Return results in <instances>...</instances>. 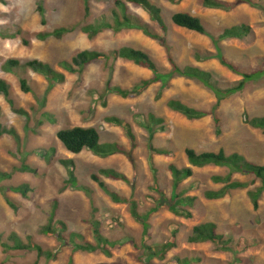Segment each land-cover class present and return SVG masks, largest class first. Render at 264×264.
<instances>
[{
	"label": "rangeland",
	"instance_id": "obj_1",
	"mask_svg": "<svg viewBox=\"0 0 264 264\" xmlns=\"http://www.w3.org/2000/svg\"><path fill=\"white\" fill-rule=\"evenodd\" d=\"M114 1L0 0V35H15L9 39L0 36V78L9 84L15 108L26 113H14L0 95V121L3 126L14 128L18 136V139L0 136V233L7 237L14 232L22 239L31 236L44 250L55 253L53 259L47 260L39 258L35 252H6L0 246V264H143L141 246L163 244L174 231L177 246L163 261L153 260L150 264H177L176 258L200 259L192 264H264V193L259 208L254 210L248 191L259 186V182L251 183V177L234 174L232 180L246 183V188L232 190L219 200H206L203 197L205 191L223 187L213 183L212 177L226 176L228 169L193 168V176L183 181L178 189L186 196L197 198L195 205L188 209L192 217H179L162 207L149 217L150 227L145 237L141 223L131 215L129 204L135 202L137 212L142 215L158 205L163 197L169 198L172 179L168 166L189 167L184 154L186 148L198 153L222 149L226 154L238 153L250 162L263 164L264 134L245 124L242 115L264 116V79L247 84L242 92L220 103L215 111L219 119L220 132L217 133L210 116L188 120L167 108L169 100H179L209 111L216 100L195 80L173 76L163 88L160 83H155L140 96L122 98L113 94L104 96L108 81L112 86L131 89L141 79L151 78L152 73L124 60L92 62L75 73H68L61 67V63L69 62L83 50L107 53L127 46L146 52L161 73L170 71V55L178 66L200 68L210 72L221 86H230L240 77L219 63L220 55L244 71L264 67V0H253L255 7L235 5L234 0H218L232 7L228 11L205 8L202 0L176 3L150 0L161 8L168 27V53L139 30L103 31L93 39L80 32L79 28L86 23L109 18ZM85 5L89 8V16L84 13ZM39 6L43 9L42 14L37 10ZM178 12L199 18L210 36L174 26L171 16ZM128 13L137 15L152 33H157L158 29L143 10L129 5ZM240 24L250 27L249 35L240 40L217 39L223 29ZM60 27L74 29L61 39L39 41L34 38L38 33ZM18 31L22 33L20 36L16 35ZM22 38L28 40V46L22 44ZM196 55L207 59L197 61ZM7 59L39 60L64 74L65 80L50 84L29 70L23 76L32 91L23 93L18 76L1 70ZM43 113L51 114L56 123L50 124ZM149 113L164 119L163 132L151 134L142 126ZM107 117L122 119L130 126L135 140L131 141L121 127L106 123ZM71 127H94L99 132L101 144L118 143L125 153L106 158L90 151L71 154L56 138L58 130ZM151 147L169 154H153ZM61 160L74 163L79 189L63 190L68 177ZM24 165L35 172L18 171ZM100 169H115L125 176L126 182L100 178L111 191L129 203H114L91 179V175H98ZM23 183L31 187L26 197L10 190ZM7 200L15 208L9 206ZM54 202L56 220L63 221L69 232L80 234L86 242H93L90 221H99L101 234L116 243L111 250L112 256L76 251L69 245L62 247L53 237L40 234L39 229L47 224ZM204 222L216 224L218 232L231 241L230 246L235 247L239 239H244L249 248L235 254L219 251L210 243H188L192 227Z\"/></svg>",
	"mask_w": 264,
	"mask_h": 264
},
{
	"label": "trees",
	"instance_id": "obj_2",
	"mask_svg": "<svg viewBox=\"0 0 264 264\" xmlns=\"http://www.w3.org/2000/svg\"><path fill=\"white\" fill-rule=\"evenodd\" d=\"M170 3H176L180 0H168ZM234 4H247L249 6H257L253 0H234ZM143 10L149 17V20L158 29L157 33H152L146 22L141 20L137 15L128 13V6ZM202 6L208 9H219L228 11L232 7L227 3L218 0H202ZM234 6V5H232ZM38 12L42 14V7L37 8ZM85 15L89 16V8L85 5ZM171 23L179 28L204 35L210 36L204 23L197 17L188 13L178 12L171 16ZM74 28L60 27L52 30L51 32L38 33L35 35L39 41H44L48 38L61 39L66 34L73 31ZM80 32L85 34L89 39L95 38L103 31H111L113 33H119L128 30H139L143 32L149 38L157 41L164 47L166 52H169V46L167 44L168 27L163 18L162 10L159 6L151 2L150 0H115L114 8L111 10L109 18H102L91 23H86L79 28ZM251 29L246 24L235 25L222 30L218 36V40H240L243 37L249 35ZM21 31H18L16 35H21ZM3 36V35H0ZM3 37L9 39L14 38L15 35ZM22 44L28 46V40L22 38ZM197 61H204L207 58L200 55L195 56ZM109 60L117 61L124 60L134 63L136 66L146 69L152 73V77L149 79H141L131 89H123L121 87L112 86L110 81L106 83L104 89V96L117 95L122 98H129L140 96L149 86L155 83H160L161 88L165 87L167 82L173 76L184 77L187 79L195 80L201 84L204 88L209 90L214 96L216 102L209 111L191 107L179 100H169L167 102V108L173 112H176L184 116L188 120H200L208 116L211 117L217 133L219 130V119L215 115V111L219 107L220 103L228 98L242 92L247 84L258 82L264 79V67L260 66L253 71H244L239 69L233 63L227 61L222 55L218 57L219 63L232 72L234 75L240 77V80L230 86H221L219 82L213 77L210 72L202 70L193 66H178L172 57L168 56V62L170 65V71L167 73H161L156 63L151 57L144 51L135 49L132 47H120L110 52H102L97 50H83L75 54L69 62L61 63V67L68 73L81 72L85 66L92 62ZM1 70L8 74H16L18 76L19 87L23 93H30L32 91L28 80L23 76L24 72L32 71L45 78L48 83H62L65 80V76L62 73L54 70L49 64L41 62L39 60H29L21 62L18 59H7L1 65ZM0 95L8 102L9 106L14 113L19 115H26L22 109L15 108L14 100L11 97V89L9 84L0 78ZM160 93L157 95V98ZM103 99L104 97L101 96ZM103 104H105L103 102ZM2 117V110L0 108V120ZM43 117L52 125L56 123L55 118L48 113H43ZM147 121L142 126L150 131L151 134L156 131L165 130V121L162 118L156 117L154 114L149 113ZM242 121L248 126L261 131L264 134V116L250 117L247 113H243ZM105 122L111 125L121 127L126 133L127 137L131 140H135V136L130 128L122 119L117 117H107ZM9 135L14 139H18L17 133L14 128H8L2 125L0 121V136ZM56 138L65 148V150L71 154H79L82 151H90L95 155L106 158L113 155L124 154V148L118 143H100V135L94 127H71L61 129L56 132ZM151 152L156 155L167 156L169 153L163 149L150 148ZM185 157L187 159L189 167L179 168L174 164L168 166V171L172 179V191L169 198L163 197L158 205H155L147 213L140 215L137 212L135 202L129 203L124 197H120L117 193L111 191V189L101 181L100 176L113 179L117 181L126 182L127 179L121 173L115 169H100L98 175H91V179L98 184V186L110 197V199L117 204H130L131 215L137 219L143 228V237L147 235L149 230V217L158 211L160 208L165 207L168 211L176 216L190 219L192 214L188 209H191L197 198L193 196H186L184 191H179L180 184L193 176V168H204L208 166L220 167L228 169L226 176H213L212 182L215 184H222L218 190H207L203 193V197L206 200H219L222 199L232 190L244 189L247 187L246 183L232 180L234 174L251 177V183L259 182L254 190L248 191V197L253 205L254 210L259 208V200L264 193V163L259 165L247 160L243 155L238 153L226 154V152L220 149L217 152H196L193 149L186 148L184 150ZM50 155L48 154L47 157ZM61 165L67 170V180L63 190L79 189L78 180L75 174V165L71 160H61ZM18 171L34 173V169L27 165L21 166ZM154 171V169H153ZM5 178H9L8 175H3ZM10 190L14 193H18L23 197H26L31 192V187L27 183L11 187ZM62 190V191H63ZM7 203L12 208L14 205L7 200ZM56 202H54L55 205ZM90 225L93 230V242H86L80 234L69 232L66 224L61 220H56V205L50 213L48 222L46 225L39 229V233L56 239L60 246H70L73 250L93 253L95 255L102 254L105 257H111V250L115 248L116 243L105 238L100 232V222L91 220ZM187 242L190 244H203L210 243L215 246L219 251H229L235 254L244 252L249 248L248 243L244 239H239L236 246L232 247L231 241L218 232L216 224L211 222H204L192 227L190 235L187 238ZM0 246L8 251H31L35 252L39 258H45L47 260L53 259L55 253L52 250H44L41 245L36 243L31 236L21 238L16 233H11L7 237H4L0 233ZM176 244V232L174 231L170 238L163 244L146 245L142 247V263L150 264L153 260L163 261L166 258L167 253L174 249ZM200 259L192 258H176L177 264H192L193 262H199ZM71 263V262H70ZM106 264V263H99ZM120 264V263H109Z\"/></svg>",
	"mask_w": 264,
	"mask_h": 264
}]
</instances>
